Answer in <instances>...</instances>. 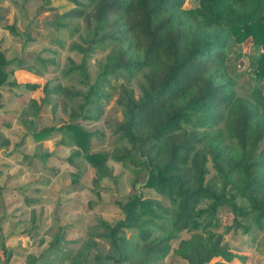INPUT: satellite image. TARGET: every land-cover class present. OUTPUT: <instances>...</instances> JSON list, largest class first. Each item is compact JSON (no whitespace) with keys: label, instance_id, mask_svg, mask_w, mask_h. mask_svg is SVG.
<instances>
[{"label":"trees","instance_id":"16d2710c","mask_svg":"<svg viewBox=\"0 0 264 264\" xmlns=\"http://www.w3.org/2000/svg\"><path fill=\"white\" fill-rule=\"evenodd\" d=\"M67 1L75 8L64 17L82 20L87 32V48L74 44L72 51L87 57L97 48L110 49L85 101L99 105L110 97L107 89L117 90L112 81H121L125 120L117 132L130 149L95 152L98 132L81 125H67L66 132L99 180L108 176L110 158L140 170L131 193L117 201L125 219L100 224L108 253L91 243L89 252L97 251L93 259L81 251L71 264H165L171 243L184 232L192 236L177 252L188 264L241 260L225 243L217 214L221 208L232 212L226 232L264 233V93L255 83L252 99H235L228 58L231 45L251 41L257 54L253 72L264 80V0ZM187 1L198 6L185 9ZM5 15L0 8V22ZM8 64L0 48V88L8 80ZM77 69L89 81L85 65ZM139 74L137 97L130 84ZM56 92L67 101L79 96L61 86ZM1 100L0 94V111ZM54 131L42 130L35 138L41 141ZM210 165L215 178L208 181ZM139 184L163 200L141 197ZM50 234V247L31 264H50L64 254L63 228L56 225ZM2 249L5 253L4 244Z\"/></svg>","mask_w":264,"mask_h":264},{"label":"rangeland","instance_id":"374dc122","mask_svg":"<svg viewBox=\"0 0 264 264\" xmlns=\"http://www.w3.org/2000/svg\"><path fill=\"white\" fill-rule=\"evenodd\" d=\"M197 6L187 1L184 8ZM0 8L6 10L0 22V48L9 62L8 80L0 88V264H31L50 247V232L56 225L63 228L66 242L62 257L50 264H71V258L81 251L89 254L90 261L97 253L96 249L89 252L91 243L108 253L109 244L99 236L100 224L114 226L125 219L117 201L131 193L140 173L110 158L108 176L99 180L97 170L78 154L66 132L67 125L98 132L93 138L95 152L130 149L117 132L125 120L118 92L121 81H112L117 90L107 89L110 97L99 105H88L84 97L102 72L110 49L97 48L87 57L72 51L74 44L87 48V32L82 20L64 17L75 8L67 0H0ZM256 56L251 41L231 45L228 76L235 99H252L255 83L264 93V80L253 72ZM80 65H85L89 81L77 69ZM140 82L141 74L130 84L137 97ZM29 86L37 88L30 90ZM60 86L79 96L65 100L56 92ZM49 128L58 131L36 140L37 133ZM209 167L208 181L215 178ZM46 169L58 173L50 176ZM136 189L145 199L163 200L153 189L140 184ZM217 217L225 243L242 258L234 264H264V233L254 228L226 232L234 218L226 208L219 209ZM191 236L184 232L171 243L165 264H188L177 251L180 242ZM8 255L11 258L6 263Z\"/></svg>","mask_w":264,"mask_h":264}]
</instances>
